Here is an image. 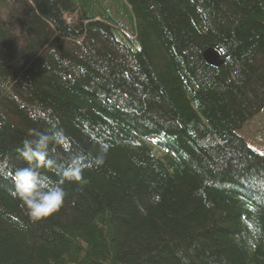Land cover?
Returning a JSON list of instances; mask_svg holds the SVG:
<instances>
[{"label": "trees", "instance_id": "obj_1", "mask_svg": "<svg viewBox=\"0 0 264 264\" xmlns=\"http://www.w3.org/2000/svg\"><path fill=\"white\" fill-rule=\"evenodd\" d=\"M263 111L264 0H0V164L82 163L38 222L0 174V264H264Z\"/></svg>", "mask_w": 264, "mask_h": 264}, {"label": "clouds", "instance_id": "obj_2", "mask_svg": "<svg viewBox=\"0 0 264 264\" xmlns=\"http://www.w3.org/2000/svg\"><path fill=\"white\" fill-rule=\"evenodd\" d=\"M32 120L48 119V113L36 108L29 112ZM32 139L23 141L22 147L17 149L19 156L26 162V166L13 169L10 174L5 173L7 164H0V174L10 179L17 197L27 210V215L33 222L41 221L57 212L64 203L66 192L62 186L65 181H82V163L78 157L71 159L59 170L60 181H53L39 169L51 165L49 158L50 145H62V131L29 132ZM103 163L102 158L95 160L96 165Z\"/></svg>", "mask_w": 264, "mask_h": 264}, {"label": "rangeland", "instance_id": "obj_3", "mask_svg": "<svg viewBox=\"0 0 264 264\" xmlns=\"http://www.w3.org/2000/svg\"><path fill=\"white\" fill-rule=\"evenodd\" d=\"M237 134L245 140L250 149L264 154V111L246 123Z\"/></svg>", "mask_w": 264, "mask_h": 264}, {"label": "water", "instance_id": "obj_4", "mask_svg": "<svg viewBox=\"0 0 264 264\" xmlns=\"http://www.w3.org/2000/svg\"><path fill=\"white\" fill-rule=\"evenodd\" d=\"M203 58L208 65L214 68H218L223 64L220 54L214 49H209L204 52Z\"/></svg>", "mask_w": 264, "mask_h": 264}, {"label": "bare ground", "instance_id": "obj_5", "mask_svg": "<svg viewBox=\"0 0 264 264\" xmlns=\"http://www.w3.org/2000/svg\"><path fill=\"white\" fill-rule=\"evenodd\" d=\"M74 1H76V0H74ZM5 2V1H4ZM6 4V3H5ZM23 4V3H22ZM113 6V5H112ZM112 9V8H111ZM112 12V11H111ZM128 12V11H127ZM14 15V14H13ZM17 15V14H16ZM18 18V17H17ZM7 19V18H6ZM12 28V27H11ZM15 29V28H14ZM22 30V29H21Z\"/></svg>", "mask_w": 264, "mask_h": 264}]
</instances>
